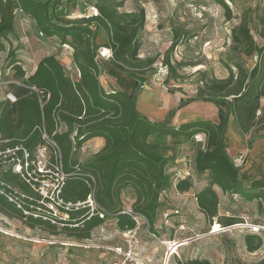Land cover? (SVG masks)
Listing matches in <instances>:
<instances>
[{"label": "trees", "instance_id": "trees-1", "mask_svg": "<svg viewBox=\"0 0 264 264\" xmlns=\"http://www.w3.org/2000/svg\"><path fill=\"white\" fill-rule=\"evenodd\" d=\"M86 1L0 0V53L6 51L4 41L16 32L18 18L23 15L34 22L42 37L57 39L61 45L73 48L72 61L78 72V79L71 78L64 64L52 55L43 57L35 72L27 76L16 51L9 52L10 67L20 81L12 84L7 93L17 101L8 98L0 101V211L8 215L13 212L22 218L24 215L18 204L6 197L11 195L18 199L6 181L17 186L21 175L14 173L13 166L4 172L5 165L16 157L24 162L26 154L28 160L33 161L38 150L47 147L52 153L51 162L56 164L60 160L65 173L74 175L79 168L84 175L70 177L63 187L61 195L66 203L87 202L92 194L85 175L98 179L94 200L98 211L105 212L106 218H100L96 212L88 220L89 216L82 211L81 221L86 227L93 229L115 216L122 232L134 229L132 219L119 214L122 192L131 188L136 195L133 209L145 216L155 234L160 201L172 183L170 170L174 167L165 156L167 147L160 139L169 138L175 145L203 135L206 142L196 153L195 168L198 174L207 175L211 184L198 193V207L210 225H214V221L224 227L237 224L235 218L219 217V197L212 186H218L226 195L248 201L263 197L264 179L248 187L244 185L248 176L235 166L225 138L231 117L246 133L257 124L260 101L264 99V45L257 43L244 21L234 29L235 48L247 58L257 56L258 59L249 71L240 66L238 76L231 74L226 79L216 80L206 90H199L198 100L211 102L218 108L216 120H197L177 127L171 125L172 112L164 121H151L136 109L140 89L147 82L143 75L156 63L155 59L140 57L146 10L121 11L123 3L117 0ZM216 1L230 10L224 0ZM88 3L97 15L72 18V12L79 7L82 9V4L86 13ZM259 22L263 26L260 36L264 39V16ZM100 32L106 37L103 46L97 43ZM102 48L112 53L107 74L118 82L121 80L123 88L119 91L106 92L102 87L98 58ZM165 62L172 74L175 73L170 58ZM115 72L120 73L121 78ZM92 138H103L106 145L82 167L75 152ZM191 188L192 179L177 185L182 193ZM35 222L44 224L41 220ZM257 249L258 246L251 247V251ZM179 264L212 263L195 258L179 261Z\"/></svg>", "mask_w": 264, "mask_h": 264}, {"label": "rangeland", "instance_id": "rangeland-1", "mask_svg": "<svg viewBox=\"0 0 264 264\" xmlns=\"http://www.w3.org/2000/svg\"><path fill=\"white\" fill-rule=\"evenodd\" d=\"M117 1L123 3L121 11L132 12L143 8L147 12L146 28L140 41V57L155 59L156 63L143 75L147 82L140 89V95L144 92L159 94L162 100L158 109L167 111V116L158 121L166 120L172 112L171 125L177 127L197 120H216L218 108L211 102L198 100L199 90H206L216 80L226 79L231 74L238 76L240 66L247 71L255 66L256 56L247 58L242 55L235 48L232 37L234 29L244 21L257 43L264 45V39L260 36L263 26L259 22L260 17L264 16V0H224L229 11L216 0ZM88 5L86 13L82 4V9L79 7L72 12V18L80 19L94 13L92 4ZM15 30L4 41L6 51L0 53V101L6 100L10 86L20 81L8 61L11 50L16 51L27 76L32 74L43 57L53 55L64 64L71 78L78 79L77 69L70 61L73 48L61 45L57 39L42 37L34 22L23 15L19 16ZM105 40L104 32H100L97 43L103 46ZM104 50L102 48L100 52ZM168 58L175 69L173 74L165 65ZM99 60L104 90H121V80L118 82L107 74L110 69L108 60L101 56ZM115 74L121 78L120 73ZM260 106L257 124L249 132H243L237 120L231 117L225 138L228 154L235 166L240 173L248 176L244 181L246 187L264 179V99L260 101ZM160 140L167 147L165 156L171 164L174 167L176 164L181 168L187 167L192 173V188L187 192L191 196L179 192L172 183L164 191L154 225L155 234L147 224L139 234L140 244L135 251L138 264H179V261L195 258L209 260L212 264H264V192L262 199L248 201L226 195L218 186H212L219 197V217L223 220L235 218L237 224L224 227L214 221V225H210L195 199L211 184L209 177L198 174L195 168V156L199 148L205 145V137L200 135L175 145L169 138ZM41 149L32 162L28 161L30 166L22 169L17 186L12 181L6 182L18 199L11 195L8 197L11 196L23 210L30 206L29 199H33V211L48 218V206L53 195L51 187L42 185V175L48 173V179L52 180V153L48 149L41 156ZM75 154L82 167L91 160L81 150ZM13 162L7 163L3 171L14 167ZM95 179L97 183V177ZM121 199L123 209H133L136 195L131 188L122 192ZM78 204L83 203L74 206L69 218L80 217L82 211L92 216L97 208V205H89V199L85 205ZM76 208L79 209L76 211ZM35 220L40 219L26 217L25 214L23 218L0 216V264H112L116 255L112 256L105 247L121 246L123 250L127 247L114 216L108 218L100 228L94 229V232L97 231L95 238L86 229H80L73 235L71 228H60L46 220H41L44 224L38 225ZM61 241H75L87 247L68 250L59 244ZM89 241L91 244H88ZM178 243L183 245L176 249L174 245ZM257 246V250L251 251V247Z\"/></svg>", "mask_w": 264, "mask_h": 264}, {"label": "built area", "instance_id": "built-area-1", "mask_svg": "<svg viewBox=\"0 0 264 264\" xmlns=\"http://www.w3.org/2000/svg\"><path fill=\"white\" fill-rule=\"evenodd\" d=\"M197 8H201V7H197ZM92 10L94 11V15H97L98 12L92 8ZM19 14H21L20 12H18ZM103 58L108 60L109 58H111L112 53L110 50H108V52H106V49L102 52L99 53L98 58ZM255 59H258V57L256 56ZM6 99L8 98L9 100H11L12 102H16L17 98L15 96H13L12 94H7ZM50 97V95L48 96ZM48 142L53 145L55 148L57 147V145H55L53 142H51L47 137H45ZM48 150L47 147H42V149L40 150L41 156L44 155V152H46ZM28 160V155L26 154L25 156V160L24 162H22V160L18 157H16V159L14 158V167H13V171L16 170L17 168V174H21L22 169L25 168V166L29 165V161ZM187 165V164H186ZM17 166V167H16ZM52 169L50 172H52V177L50 179H48L49 175H47L48 173L43 174L42 175V185H47L48 188L51 187L52 189V202H50V205L48 206L49 208V213H50V217L48 218H43L39 213H35V211H33V199H29L31 201V209L30 210H23L21 205H18V208L21 209L23 211V213L27 216H32L34 218H38L40 220H46V221H50L52 224L56 225L58 224L57 221H61V219H67L70 215V212H72L71 210L74 208L75 205L71 204V203H66L62 197V190L63 187L66 185L67 181L70 179V177L72 176H76V175H80V176H84L82 175L80 172L81 170L79 168H76V173L70 174V173H65L64 168H63V163L59 160L58 163H51ZM23 167V168H22ZM192 173L189 171V169L186 168H181L179 166L173 167L170 170V175L171 177V182L174 185V187L176 188L178 183L181 181H185V180H191L193 178V175H191ZM85 178H87V182H88V186L91 190V196L89 197V205L91 207H93L94 205H97L95 200H94V196H95V190H96V179L95 177H92L91 175L87 174L85 175ZM187 196H191L189 193L186 192ZM8 197V196H6ZM9 200L14 201L15 200L10 196L8 197ZM57 200L59 201V203L57 202ZM197 200V197H196ZM79 206L85 205V203L83 204H78ZM93 211L94 214L97 212V215H99L100 218L105 219L106 218V213L103 211H98V206L96 208V210L94 209ZM93 214V215H94ZM120 215H124V216H128L129 218L132 219V221L135 223V228L132 230H128L125 232V243L127 244L126 249H122V248H117L114 249L115 254L117 255V259L112 263V264H131V263H139V261L136 259L135 256V251L138 248L139 243V234L140 232L144 229V225H148V221L145 218V216L141 215L139 212H137L136 210L132 209V208H128L127 209H122V211L119 213ZM150 228V226H149ZM1 231V230H0ZM257 231V230H256ZM2 232V231H1ZM13 236V235H12ZM155 236V235H154ZM171 245V244H170Z\"/></svg>", "mask_w": 264, "mask_h": 264}, {"label": "crops", "instance_id": "crops-1", "mask_svg": "<svg viewBox=\"0 0 264 264\" xmlns=\"http://www.w3.org/2000/svg\"><path fill=\"white\" fill-rule=\"evenodd\" d=\"M70 61L73 62L72 58H71ZM38 65L35 67V69L33 70L32 74L35 72V70L37 69ZM102 87H103V85H102ZM161 100H162L161 97H159V94L156 93V92H154V93L144 92V94H142V96L140 95V98H139V100H138V102L136 104V109H138V111L140 113H144L146 115V117L148 119H150L151 121L162 120L163 118H165L167 116V114H166L167 111L158 109L159 108L158 106H159ZM105 145L106 144H105V141H104L103 138H92V140H90V141L85 143L84 147L81 149V153L83 155H85L88 159H90V158H92V156H94L95 154L99 153L105 147ZM78 209L79 208H76V211ZM71 211L73 212V210H71ZM1 215L6 216V217L9 216V215H10V217H20L17 214L13 215V214L9 213V215H8V214L0 211V216ZM93 216L94 215L89 216L88 220H90V218L93 217ZM69 217L67 219H61V221H60L61 223L56 224V226L60 227V228L61 227L62 228L66 227V228L73 229V232H74L73 235L75 234V232H78V230L80 231V229H86V231L87 232L88 231L91 232L92 233V237L95 238V235L97 234V231L94 232V229L100 228L105 223L104 222L103 224H101L99 226H96L93 229H90V228L86 227V223L84 224V222L81 221V219H82L81 216L77 217V218H73V219L69 218ZM117 222H118V220H117ZM117 227H118V224H117ZM99 231H102V229L101 230L99 229ZM81 235L83 236V234H81ZM82 236H79V237H82ZM124 237H125V232H123V241H125ZM110 238L112 239V235L110 236ZM59 244L62 245L64 248L68 249V250L69 249L73 250V249H76L78 247H80V248L81 247H84V248L87 247V245L83 246V245H81V244H79V243H77L75 241H61V243H59ZM88 244H91V241H89ZM88 247H90L91 249L93 248L92 245H89ZM117 248H121V246H116V247L115 246H112V247L106 246L105 247L106 250H109L111 252L112 256L115 254L114 249H117ZM116 259H117V255H116ZM63 264H66V263H63Z\"/></svg>", "mask_w": 264, "mask_h": 264}, {"label": "water", "instance_id": "water-1", "mask_svg": "<svg viewBox=\"0 0 264 264\" xmlns=\"http://www.w3.org/2000/svg\"><path fill=\"white\" fill-rule=\"evenodd\" d=\"M182 245H183V243H178V244H175L174 246H175L176 249H178Z\"/></svg>", "mask_w": 264, "mask_h": 264}, {"label": "bare ground", "instance_id": "bare-ground-1", "mask_svg": "<svg viewBox=\"0 0 264 264\" xmlns=\"http://www.w3.org/2000/svg\"><path fill=\"white\" fill-rule=\"evenodd\" d=\"M150 19V18H149ZM106 52H108V50L106 49ZM218 230V229H217ZM185 243V242H184Z\"/></svg>", "mask_w": 264, "mask_h": 264}]
</instances>
